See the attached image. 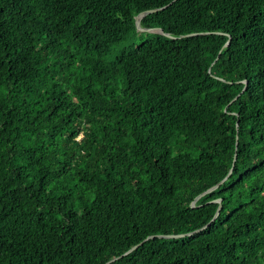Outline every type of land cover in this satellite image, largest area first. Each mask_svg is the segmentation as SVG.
I'll list each match as a JSON object with an SVG mask.
<instances>
[{
    "label": "trees",
    "instance_id": "trees-1",
    "mask_svg": "<svg viewBox=\"0 0 264 264\" xmlns=\"http://www.w3.org/2000/svg\"><path fill=\"white\" fill-rule=\"evenodd\" d=\"M0 264H264V0H0Z\"/></svg>",
    "mask_w": 264,
    "mask_h": 264
},
{
    "label": "water",
    "instance_id": "water-1",
    "mask_svg": "<svg viewBox=\"0 0 264 264\" xmlns=\"http://www.w3.org/2000/svg\"><path fill=\"white\" fill-rule=\"evenodd\" d=\"M149 12V11H148ZM146 12L144 11V12H141V13H139L136 17H135V25H136V29L139 31V32H159V33H164L162 30H160V29H156V28H142V27H140V25H139V20H140V18L142 17V16H144V14H145ZM166 34V33H165ZM191 34H194V33H191ZM234 160H235V158H233V161H232V166H231V168H230V170H229V172H228V174L231 172V170H232V167H233V164H234ZM203 194V193H202ZM201 195V194H200ZM199 195V196H200ZM199 196H197L195 199H197ZM219 208H220V206H218V208H217V210H216V212H215V215H214V217L218 214V211H219ZM188 234H191V233H188ZM182 236H184V234L183 233H177V234H164V235H160L159 237H165V238H178V237H182ZM152 236H149V237H146L145 238V240L146 239H148V238H151ZM135 247V246H134ZM134 247H132V248H130V250H132ZM129 250V251H130Z\"/></svg>",
    "mask_w": 264,
    "mask_h": 264
}]
</instances>
